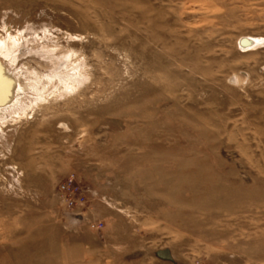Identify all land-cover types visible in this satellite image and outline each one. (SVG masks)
Here are the masks:
<instances>
[{"label": "rangeland", "instance_id": "374dc122", "mask_svg": "<svg viewBox=\"0 0 264 264\" xmlns=\"http://www.w3.org/2000/svg\"><path fill=\"white\" fill-rule=\"evenodd\" d=\"M0 61V264H264V0H0Z\"/></svg>", "mask_w": 264, "mask_h": 264}, {"label": "built area", "instance_id": "2783aa9c", "mask_svg": "<svg viewBox=\"0 0 264 264\" xmlns=\"http://www.w3.org/2000/svg\"><path fill=\"white\" fill-rule=\"evenodd\" d=\"M73 179L74 175H70L59 186V191L63 194V201L69 208H73V206H79L78 204H80V198L83 197L81 195H78L76 197L74 196L76 195V192L71 188V183Z\"/></svg>", "mask_w": 264, "mask_h": 264}, {"label": "bare ground", "instance_id": "6f19581e", "mask_svg": "<svg viewBox=\"0 0 264 264\" xmlns=\"http://www.w3.org/2000/svg\"><path fill=\"white\" fill-rule=\"evenodd\" d=\"M250 39V38H248ZM252 40V39H251ZM254 42V40H252ZM248 45V44H247ZM253 45V44H252ZM2 74V76L4 77L5 80H1V90H2V96L3 97H0V99L2 100H6V97H7V93L9 92V90H17L18 89V86L16 85V82H15V77L10 74V73H6V72H3V69L2 67H0V75ZM7 74V75H6ZM13 80V81H12ZM1 100V101H2ZM4 100V101H5ZM14 100V99H13Z\"/></svg>", "mask_w": 264, "mask_h": 264}, {"label": "water", "instance_id": "95a60500", "mask_svg": "<svg viewBox=\"0 0 264 264\" xmlns=\"http://www.w3.org/2000/svg\"><path fill=\"white\" fill-rule=\"evenodd\" d=\"M247 44H248V45H247ZM252 44H254V42H253L251 39H248V38H246V37H242V38H240L239 41H238V45H239V47L242 48V49H246V48H248V47H251ZM0 67H2L3 72H6V73H10V74H11V72H7L5 65H4L3 62H1V61H0ZM6 75H7V74H6ZM1 105H4V104H1Z\"/></svg>", "mask_w": 264, "mask_h": 264}]
</instances>
